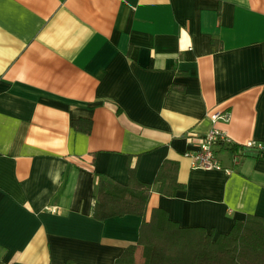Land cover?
<instances>
[{
    "label": "crops",
    "instance_id": "crops-1",
    "mask_svg": "<svg viewBox=\"0 0 264 264\" xmlns=\"http://www.w3.org/2000/svg\"><path fill=\"white\" fill-rule=\"evenodd\" d=\"M263 51L264 0H0V259L113 264L142 216L96 219L95 194L99 174L129 181V159L152 182L147 217L214 238L264 217ZM214 128L237 149L195 166ZM165 158L174 196L154 182Z\"/></svg>",
    "mask_w": 264,
    "mask_h": 264
},
{
    "label": "trees",
    "instance_id": "trees-1",
    "mask_svg": "<svg viewBox=\"0 0 264 264\" xmlns=\"http://www.w3.org/2000/svg\"><path fill=\"white\" fill-rule=\"evenodd\" d=\"M214 42V39H213ZM264 57V51H263ZM81 120L74 119L78 127ZM83 128L91 130V120L86 119ZM226 149L236 151L237 144L219 140ZM129 181L121 183L99 174L95 194L94 217L104 220L128 213L142 216L137 242L129 244L113 264H139L135 252L143 247L142 264H264V217L248 213L236 218L231 229L214 238L205 227H183L173 221L167 211L152 208L147 217L152 182L141 180L137 175V162H127ZM179 162L165 158L160 164L154 182L159 191L174 196L186 184L178 178ZM0 264H26L22 262Z\"/></svg>",
    "mask_w": 264,
    "mask_h": 264
},
{
    "label": "built area",
    "instance_id": "built-area-1",
    "mask_svg": "<svg viewBox=\"0 0 264 264\" xmlns=\"http://www.w3.org/2000/svg\"><path fill=\"white\" fill-rule=\"evenodd\" d=\"M212 118L216 121L219 118L229 120V112H215ZM219 140L229 141L220 130L214 128L200 141V145L189 153L192 156L195 166H204L209 168H221L222 163L219 159L217 149L215 148ZM260 154H264V144L258 145Z\"/></svg>",
    "mask_w": 264,
    "mask_h": 264
},
{
    "label": "rangeland",
    "instance_id": "rangeland-1",
    "mask_svg": "<svg viewBox=\"0 0 264 264\" xmlns=\"http://www.w3.org/2000/svg\"><path fill=\"white\" fill-rule=\"evenodd\" d=\"M140 255V254H139ZM143 259H144V255H143Z\"/></svg>",
    "mask_w": 264,
    "mask_h": 264
}]
</instances>
